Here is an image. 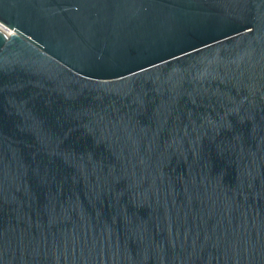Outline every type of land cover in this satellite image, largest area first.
I'll return each instance as SVG.
<instances>
[{
	"label": "water",
	"instance_id": "obj_1",
	"mask_svg": "<svg viewBox=\"0 0 264 264\" xmlns=\"http://www.w3.org/2000/svg\"><path fill=\"white\" fill-rule=\"evenodd\" d=\"M0 264H264V0H0Z\"/></svg>",
	"mask_w": 264,
	"mask_h": 264
}]
</instances>
